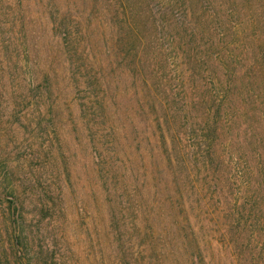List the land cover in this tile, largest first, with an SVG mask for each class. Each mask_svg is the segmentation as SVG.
I'll list each match as a JSON object with an SVG mask.
<instances>
[{"label":"rangeland","instance_id":"obj_1","mask_svg":"<svg viewBox=\"0 0 264 264\" xmlns=\"http://www.w3.org/2000/svg\"><path fill=\"white\" fill-rule=\"evenodd\" d=\"M202 258L264 264V0H0V264Z\"/></svg>","mask_w":264,"mask_h":264},{"label":"trees","instance_id":"obj_2","mask_svg":"<svg viewBox=\"0 0 264 264\" xmlns=\"http://www.w3.org/2000/svg\"><path fill=\"white\" fill-rule=\"evenodd\" d=\"M66 40H70L69 34H66ZM101 108L102 105H100ZM111 230L115 233V239L120 242V246L122 245L123 247H126L127 241L131 238V234L129 232L130 228L127 225H110ZM180 229H177V232H174V237L176 240L181 241L187 250H190V254H194L195 252L199 253L200 252V243L196 242V235L194 236V231H190L188 228L187 229H181L183 231H179ZM25 239H22L20 235L16 238L15 243L20 244V245H25L24 242ZM194 252V253H193ZM195 253V254H197ZM48 254V253H47ZM133 254V253H132ZM42 256V255H41ZM46 257V258H45ZM45 259L49 258L47 255L44 256ZM200 259H197V261ZM203 258L200 260V262L203 264ZM199 262V261H198Z\"/></svg>","mask_w":264,"mask_h":264}]
</instances>
